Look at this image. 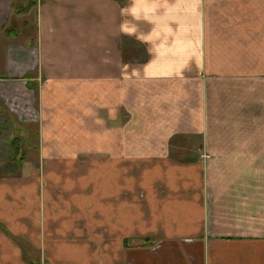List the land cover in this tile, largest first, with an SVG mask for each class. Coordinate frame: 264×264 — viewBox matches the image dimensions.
Returning a JSON list of instances; mask_svg holds the SVG:
<instances>
[{"label": "crops", "instance_id": "obj_1", "mask_svg": "<svg viewBox=\"0 0 264 264\" xmlns=\"http://www.w3.org/2000/svg\"><path fill=\"white\" fill-rule=\"evenodd\" d=\"M12 3L0 264H264V0Z\"/></svg>", "mask_w": 264, "mask_h": 264}, {"label": "rangeland", "instance_id": "obj_2", "mask_svg": "<svg viewBox=\"0 0 264 264\" xmlns=\"http://www.w3.org/2000/svg\"><path fill=\"white\" fill-rule=\"evenodd\" d=\"M27 2H28V0H23V6H25L26 7V5H27ZM25 20H27V23H28V26L27 27H25L24 28V24H22L23 23V21H25ZM16 25H19V26H16L15 27V30H16V34H17V36H18V33L21 31V33H24L25 34V37L27 36V37H33V33H34V27H33V14L31 13L30 15H29V18H26V17H22L21 18V20H20V22H16ZM14 26H15V23H14ZM9 27V26H8ZM20 35V34H19ZM25 37L23 38V39H19V41H22V40H24L25 39ZM18 38H19V36H18ZM0 75H1V72H0ZM31 130V128H29V131ZM31 131H33V130H31ZM25 137H23L22 138V136H20V134H16V133H14V136H12L11 137V140L10 141H12V143L15 141L17 144H18V142H20V148H19V150L21 151V152H18V153H14V157L16 158V156L18 155V154H23V157H24V154L25 153H27V149H26V147L28 146V147H30L31 146V140H27V139H24ZM30 138H32V139H35V130H34V133H33V135L30 137ZM22 139V140H21ZM23 143H25V145H23ZM16 144V146H18ZM26 144H27V146H26ZM30 152H31V149L29 150ZM27 156V155H26ZM15 158H14V160H15ZM13 160L12 159H10V160H6V162L4 163L3 162V165H0V176L1 175H4V174H8V172H10L11 170H12V168L10 167V165H9V163H11ZM13 167L16 169V166H15V164H13Z\"/></svg>", "mask_w": 264, "mask_h": 264}, {"label": "trees", "instance_id": "obj_3", "mask_svg": "<svg viewBox=\"0 0 264 264\" xmlns=\"http://www.w3.org/2000/svg\"><path fill=\"white\" fill-rule=\"evenodd\" d=\"M23 2L21 0H13L12 3V15H11V20L8 24L7 27H5L2 31V35L6 38H11L16 36V30L14 26V20L13 18L19 14H24L28 10H30L32 7L36 5V0H28L26 7L22 5ZM19 34V33H18ZM32 90L36 89V87L29 86ZM13 146H16V142H13ZM32 261V260H31Z\"/></svg>", "mask_w": 264, "mask_h": 264}]
</instances>
